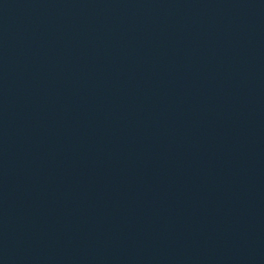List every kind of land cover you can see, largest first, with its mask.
Returning a JSON list of instances; mask_svg holds the SVG:
<instances>
[{"label": "water", "instance_id": "1", "mask_svg": "<svg viewBox=\"0 0 264 264\" xmlns=\"http://www.w3.org/2000/svg\"><path fill=\"white\" fill-rule=\"evenodd\" d=\"M264 59V0H0V171Z\"/></svg>", "mask_w": 264, "mask_h": 264}]
</instances>
